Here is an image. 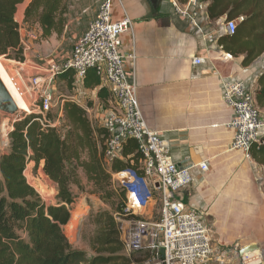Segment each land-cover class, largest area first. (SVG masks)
<instances>
[{"label": "built area", "instance_id": "built-area-1", "mask_svg": "<svg viewBox=\"0 0 264 264\" xmlns=\"http://www.w3.org/2000/svg\"><path fill=\"white\" fill-rule=\"evenodd\" d=\"M168 3L173 13L190 26L198 28L204 17L207 18L206 4L201 0H187L183 4L169 0ZM131 28L132 20L124 11L121 19L114 21L110 0H101L94 17L75 38L67 58L45 67L26 60L35 34L28 32L27 39H23L19 32L23 59L16 61L20 66L14 69L11 79L21 83L22 92L17 88L22 96L28 95L29 110H19L13 121L34 114L42 126L58 127L65 99L57 102L49 85L56 74L65 69L73 71V84H82L86 70L93 68L113 100L99 125L107 133L104 165L109 166L122 158L123 144L128 138L137 142L142 157V174L134 169L111 173L112 180L125 190L124 207L114 214L118 240L125 255L139 254L142 257L140 264H264V251L260 248L240 254L242 246L238 244H214L210 228L184 202L181 192L193 180L192 169L206 172L209 164L207 160L190 165L175 162L169 140L148 125L140 106L134 74L126 70L125 61H129L133 70L136 56L132 51H120V35ZM235 30L236 20L224 18L223 28L204 32V38L208 44L216 45L220 35H233ZM27 61L29 66H26ZM190 61L199 66L206 59L192 55ZM222 96L232 113L225 124L231 133L229 149L240 151L250 159L249 147L259 141L264 126L253 91L244 81L231 79L222 83ZM66 99L75 102L73 98ZM80 106L89 111L87 105ZM48 112L55 113L54 120L47 118Z\"/></svg>", "mask_w": 264, "mask_h": 264}, {"label": "trees", "instance_id": "trees-1", "mask_svg": "<svg viewBox=\"0 0 264 264\" xmlns=\"http://www.w3.org/2000/svg\"><path fill=\"white\" fill-rule=\"evenodd\" d=\"M183 4L187 0H177ZM206 4L208 20L225 16L236 20L233 35L222 34L216 43L232 57L242 56L247 67L264 52V0H201ZM26 3L23 22L37 24L40 37H59L66 21L65 0H0V55L22 60L19 25L14 19L17 7ZM70 69L57 73V81L73 88ZM93 68L86 70L82 87L95 91L96 99L106 108L113 100L108 88L101 84ZM256 106L264 107V70L256 77L253 90ZM91 107L92 103L86 104ZM62 121L56 128L42 126L29 114L12 125L8 145L0 154V264H128L118 240L114 214L126 202L125 190L112 184V172L134 169L142 174V157L137 142L128 138L123 144L122 158L109 166L103 163L106 131L93 125L86 111L65 99ZM47 118L54 120L55 113ZM64 127L66 129H64ZM250 158L262 168L264 178V133L249 147ZM33 161L42 163L44 174L56 184V202L47 205L28 183L24 170ZM81 174L91 183L111 210L102 209L92 215L94 231L88 240L90 254L73 247L63 227L70 221L74 203L71 186L81 187Z\"/></svg>", "mask_w": 264, "mask_h": 264}, {"label": "crops", "instance_id": "crops-1", "mask_svg": "<svg viewBox=\"0 0 264 264\" xmlns=\"http://www.w3.org/2000/svg\"><path fill=\"white\" fill-rule=\"evenodd\" d=\"M118 1L121 7L113 10L111 6L112 18L114 21L120 20L124 11L132 20V28L120 35V51H132L136 56L133 70L129 61H125L126 70L129 74H134L140 106L148 125L169 140L171 156L175 162L190 165L207 160L210 163L204 152L197 150L211 147V142L205 140L203 134L209 132L211 124L215 125L208 117L221 112L224 114L221 126L229 133V145L231 133L225 124L232 113L223 100L222 83L231 79L244 81L232 74L239 66L226 71L225 65L232 63L234 59L227 57L217 43L208 44L204 38V32L209 31L206 23L209 20L206 17L197 28L176 16L169 3L170 14L158 16L155 14L156 10L151 9L149 0H129L127 5L126 0ZM110 2L112 4L111 0ZM65 3L66 21L62 34L72 37V46L75 38L94 17L99 2L95 0L92 10L93 4L87 3V0H65ZM162 3L157 4V11L163 8ZM25 5V2L20 4L14 14L18 25L23 19ZM192 55L201 56L206 62L199 66L192 65ZM257 75L252 76L254 81H244L252 91ZM74 85H80L75 89L79 94L77 96L88 93L91 100L96 99L95 91L84 89L82 84ZM77 99L74 98L75 103L82 105ZM96 101L98 102L96 99L93 105ZM33 165L34 162L31 161L26 166ZM37 167L41 168L42 163ZM194 171L201 173L195 168L192 169ZM192 187L196 185L192 184ZM184 190L181 195L187 204L188 195ZM195 194L190 196L191 201ZM263 241L264 239L258 238L245 244H256L264 251V246L261 245Z\"/></svg>", "mask_w": 264, "mask_h": 264}, {"label": "rangeland", "instance_id": "rangeland-1", "mask_svg": "<svg viewBox=\"0 0 264 264\" xmlns=\"http://www.w3.org/2000/svg\"><path fill=\"white\" fill-rule=\"evenodd\" d=\"M101 0H98L100 2ZM112 1V9L120 6L118 0ZM151 9L156 10L155 14L169 15L168 1L169 0H149ZM95 0H87V3L93 4ZM124 2V0H122ZM163 2V3H162ZM129 0L125 1L127 5ZM162 3V9L157 11V4ZM225 16L218 19L209 20L206 23L209 25V30H220L223 28V21ZM17 20L18 17H17ZM19 32H21L23 39H27V33H34L36 38L31 41V49L26 55V60L36 62L42 66H47L51 62H60L69 55V48L71 46L72 37L66 34H61L59 37L52 36L44 39L40 37V28L37 24H27L23 19L19 25ZM69 52V53H68ZM232 63L225 65L226 71L234 66H239L237 71H233L237 78H242L244 81H254L252 76L259 74L264 70V52L257 56L247 67L240 65L242 56L233 57ZM15 60L6 58L0 55V63L5 68L7 73L12 76L14 69L20 65ZM26 62V66H29ZM26 66L24 69L27 70ZM245 69V72H244ZM43 70V68H42ZM230 75V74H229ZM17 87L22 92L21 83L14 79ZM80 86V85H79ZM78 85L73 84V88L66 85L65 81H57L55 78L49 85L57 102L60 99L73 97L84 105L95 100H91L89 94L76 93ZM253 90L256 87L253 83ZM76 96V97H75ZM25 101L29 99L28 95L24 93ZM59 98V99H58ZM80 99V100H79ZM97 102V101H96ZM89 108L88 118L93 125H100L101 118L105 115L108 108L99 104L98 102ZM217 107V106H215ZM260 114L261 122L264 124V107L256 106ZM213 114V113H210ZM209 114V115H210ZM224 114H213L208 118L211 123L215 125L210 126L209 132L203 134L204 139L208 140L211 147L197 150L203 151L206 159H209V168L206 172H192L191 176L194 180L185 188V193L188 195L187 205L194 209L202 218L203 222L210 228L212 232V240L216 245H242L251 240L258 238L264 239V178L262 168L255 164L250 158H246L240 151L234 152L229 149V133L223 130L221 126L224 120ZM216 122H219L217 124ZM264 133V126L261 129ZM6 149L5 144L0 141V154ZM25 177L29 184L38 192L42 200L47 204H55L56 202V184L52 182L43 172L42 167L38 168L26 166ZM113 187L117 190V181L112 180ZM196 185V187H192ZM74 195V203L70 207L71 219L78 222L70 234L65 232L73 247L83 249L90 254L88 240L94 231L92 215L99 210L109 209L111 206L104 203L99 194L94 192L91 183L87 182L83 174H81V187L75 185L71 186ZM196 193L191 201V195ZM183 195V192L181 193ZM157 205H155L156 209ZM260 208V209H259ZM81 211V212H80ZM261 214V215H260ZM74 234V235H73ZM75 236V237H74ZM247 245V244H245ZM264 246V241L262 244ZM261 246V247H263ZM141 256L133 254L128 257V264H140Z\"/></svg>", "mask_w": 264, "mask_h": 264}, {"label": "water", "instance_id": "water-1", "mask_svg": "<svg viewBox=\"0 0 264 264\" xmlns=\"http://www.w3.org/2000/svg\"><path fill=\"white\" fill-rule=\"evenodd\" d=\"M18 111L19 109L16 103L13 101L0 79V141L1 143L3 142L6 147L9 142L8 135L12 130V124L15 122L13 120ZM255 249H259L258 245L249 244L240 248L239 253L242 254Z\"/></svg>", "mask_w": 264, "mask_h": 264}, {"label": "bare ground", "instance_id": "bare-ground-1", "mask_svg": "<svg viewBox=\"0 0 264 264\" xmlns=\"http://www.w3.org/2000/svg\"><path fill=\"white\" fill-rule=\"evenodd\" d=\"M0 79L2 83L4 84V86L6 87L11 98L16 103L18 109L19 110H29L28 104L26 103L25 99L21 95L14 81L11 79V76L7 73V71L2 66L1 63H0ZM77 226H78V222L72 219L64 226L65 232L70 234L75 228H77Z\"/></svg>", "mask_w": 264, "mask_h": 264}]
</instances>
